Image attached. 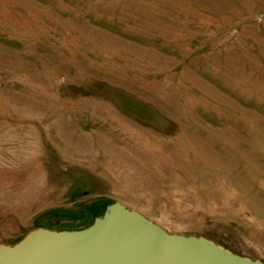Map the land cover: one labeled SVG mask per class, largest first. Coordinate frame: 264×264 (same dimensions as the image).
Listing matches in <instances>:
<instances>
[{
	"label": "rangeland",
	"instance_id": "1",
	"mask_svg": "<svg viewBox=\"0 0 264 264\" xmlns=\"http://www.w3.org/2000/svg\"><path fill=\"white\" fill-rule=\"evenodd\" d=\"M115 201L264 262V0H0V244Z\"/></svg>",
	"mask_w": 264,
	"mask_h": 264
},
{
	"label": "water",
	"instance_id": "2",
	"mask_svg": "<svg viewBox=\"0 0 264 264\" xmlns=\"http://www.w3.org/2000/svg\"><path fill=\"white\" fill-rule=\"evenodd\" d=\"M0 264H264L195 235L166 231L119 202L84 227H37L12 245Z\"/></svg>",
	"mask_w": 264,
	"mask_h": 264
},
{
	"label": "trees",
	"instance_id": "3",
	"mask_svg": "<svg viewBox=\"0 0 264 264\" xmlns=\"http://www.w3.org/2000/svg\"><path fill=\"white\" fill-rule=\"evenodd\" d=\"M92 221V218L89 221H86V223L82 224L81 226H74L73 228H81L84 226H87Z\"/></svg>",
	"mask_w": 264,
	"mask_h": 264
}]
</instances>
